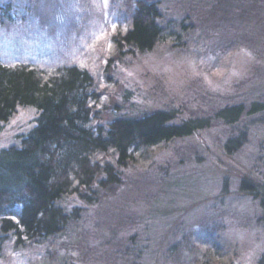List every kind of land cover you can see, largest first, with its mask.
<instances>
[{"label": "rangeland", "instance_id": "374dc122", "mask_svg": "<svg viewBox=\"0 0 264 264\" xmlns=\"http://www.w3.org/2000/svg\"><path fill=\"white\" fill-rule=\"evenodd\" d=\"M166 37L119 53L133 0H0V63L43 79L77 67L92 78V130L166 111L176 121L243 106L192 136L132 154L121 184L86 208L68 236L0 242V264H258L264 257V0H154ZM255 1V3H254ZM254 3V4H253ZM252 104L262 109L248 113ZM40 111L17 106L0 150L19 146ZM112 150L98 162L114 163ZM87 247H89L87 249Z\"/></svg>", "mask_w": 264, "mask_h": 264}, {"label": "trees", "instance_id": "16d2710c", "mask_svg": "<svg viewBox=\"0 0 264 264\" xmlns=\"http://www.w3.org/2000/svg\"><path fill=\"white\" fill-rule=\"evenodd\" d=\"M129 22L116 41L119 53L150 51L166 37L154 0H133ZM59 71L45 80L34 69L0 63V129L17 106L40 111L35 127L22 137L19 146L0 150V242L13 238L16 245H44L68 236L86 208L65 210L58 205L63 196L75 194L86 206L93 205L121 184L120 170L134 152L190 137L211 127L213 120L234 124L245 112L243 106L228 107L213 118L178 122L173 113L156 111L118 118L95 131L87 127L91 76L77 67ZM261 109V105L252 104L248 113ZM110 150L114 163L93 159ZM261 198L264 209V189ZM258 264H264V257Z\"/></svg>", "mask_w": 264, "mask_h": 264}]
</instances>
